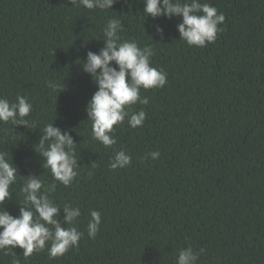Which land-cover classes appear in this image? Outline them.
<instances>
[{
    "label": "trees",
    "instance_id": "trees-1",
    "mask_svg": "<svg viewBox=\"0 0 264 264\" xmlns=\"http://www.w3.org/2000/svg\"><path fill=\"white\" fill-rule=\"evenodd\" d=\"M200 2L225 16L205 47L180 39L181 17L146 16L144 0H116L111 10L0 0V98L32 104L27 125L0 122V151L18 169L3 207L17 216L26 178L35 175L56 185L49 197L57 206L80 208L83 233L63 256L51 258L46 247L25 258L9 247L0 250V264H176L189 246L204 250L196 264H264V0ZM109 19L121 21V42L152 47L150 63L167 82L141 88L149 103L126 110L129 117L144 110L143 126L131 128L126 117L110 134L117 143L106 148L87 117L98 88L83 62L104 47ZM49 81L60 88L52 92ZM50 123L76 143L80 166L68 187L35 151ZM120 150L132 162L113 170ZM91 210L101 214L95 239L87 231ZM63 216L61 208V223Z\"/></svg>",
    "mask_w": 264,
    "mask_h": 264
},
{
    "label": "clouds",
    "instance_id": "clouds-1",
    "mask_svg": "<svg viewBox=\"0 0 264 264\" xmlns=\"http://www.w3.org/2000/svg\"><path fill=\"white\" fill-rule=\"evenodd\" d=\"M116 0H70L72 6H83L86 9L111 10ZM144 14L152 18L166 16L181 17L177 25L180 39L189 46L205 47L207 43L216 40L218 27L225 20L223 13L200 0H144ZM157 32L163 37V28L156 26ZM123 25L119 19H109L103 29L104 47L98 53L88 51L83 62L84 72L91 75L98 90L89 100L86 112L92 122L93 138L106 148L113 147L117 141L110 135L114 126L122 124L129 113L126 110L136 103L147 105V97L140 96L141 88L148 90L162 88L167 82V73L153 67L150 57L153 55L151 46L140 48L135 41H122L119 33ZM48 88L56 92L60 85L49 81ZM64 89V88H63ZM62 89V90H63ZM32 111V104L23 96H17L16 102L0 98V122H11L14 125H27ZM146 119L144 110L133 113L128 118L131 128L142 127ZM75 142L71 134L47 124L39 143L35 146L44 159L43 168L50 170L54 181L65 187L71 185L78 175V159L75 154ZM152 159L160 155L158 151L148 154ZM132 157L124 150L115 152L110 162V168H124L130 165ZM18 169L9 161L7 153L0 151V250L9 247L23 250L25 258L34 252L43 251L46 247L51 258L63 256L70 248L78 247L83 233L76 224L81 216L79 207L65 204L57 206L49 197L55 191L56 185L45 186L37 176L26 178L22 188L25 194L19 214L13 216L3 207L6 200L11 199L10 186L17 179ZM43 189V191H41ZM63 209V223L60 210ZM88 236L95 239L101 224V214L90 211ZM64 225H70L65 227ZM50 245V246H49ZM189 246L182 248L176 258V264H196L200 253ZM13 264H19L14 260Z\"/></svg>",
    "mask_w": 264,
    "mask_h": 264
}]
</instances>
